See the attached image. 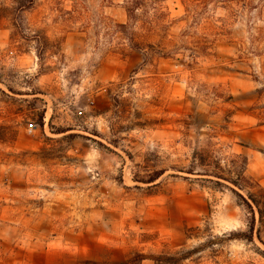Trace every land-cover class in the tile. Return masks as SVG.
Segmentation results:
<instances>
[{
	"label": "rangeland",
	"instance_id": "1",
	"mask_svg": "<svg viewBox=\"0 0 264 264\" xmlns=\"http://www.w3.org/2000/svg\"><path fill=\"white\" fill-rule=\"evenodd\" d=\"M18 1L0 0V264H128L209 241L186 264H264L233 185L192 174L247 161L264 189V0L210 3L199 24L168 0L170 28L139 39L167 56L118 45L124 0Z\"/></svg>",
	"mask_w": 264,
	"mask_h": 264
},
{
	"label": "trees",
	"instance_id": "2",
	"mask_svg": "<svg viewBox=\"0 0 264 264\" xmlns=\"http://www.w3.org/2000/svg\"><path fill=\"white\" fill-rule=\"evenodd\" d=\"M28 4L24 0H19L21 9L28 7L34 3V0H28ZM168 0H124V8L127 14V23H117L116 28L119 34L118 45H127L133 51H144L162 54L167 56L165 47L162 42L154 43L150 42L147 38L156 35L157 32H166L171 24L168 20L169 12L165 5ZM185 6L187 13L196 21H201L203 14L208 13L209 4L214 3L221 5L224 8L231 7L233 3H237L246 8L251 4V0H180ZM240 6V7H241ZM210 15V13H209ZM213 17V14H211ZM141 30V32H137ZM163 38V37H162ZM38 45L39 58L43 59L45 53L49 49V38L44 36L43 38H36ZM126 49V48H124ZM12 91V89L10 88ZM22 94V93H20ZM31 95H37L38 92L28 93ZM45 114L46 108L41 112L39 116L38 125L44 129L45 127ZM76 128H60L56 130V134H66L68 132L75 131ZM78 134H70L68 137H76ZM234 158H239V155L234 154ZM202 161V160H201ZM200 165L205 167L203 172H194L192 174L199 176H208L217 180H223L233 185L231 190L238 195L245 203L246 207L252 214L250 224L248 225V231L244 233V239L249 242H253L255 236L263 242L261 237L262 229L264 228V189L261 188V184L246 174L247 161L244 164H237L234 160H231L229 164L223 165L221 159L212 157L208 162H200ZM162 174L152 178L149 183L155 182ZM218 183H220L218 181ZM240 191L247 192L245 197ZM258 215V218H257ZM193 230V229H192ZM240 237V236H238ZM213 241H209L198 248L187 250L184 253L180 252H162L158 255L147 256L143 253L136 254L134 260H130L128 264H142L145 260L152 261L153 264H186L187 261H197L194 258L196 254L206 251L207 246L213 245ZM264 244V242H263ZM215 250L211 249L210 253L214 254Z\"/></svg>",
	"mask_w": 264,
	"mask_h": 264
}]
</instances>
